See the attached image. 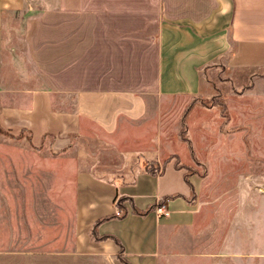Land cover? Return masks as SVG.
Returning <instances> with one entry per match:
<instances>
[{"label":"crops","instance_id":"0c3cea01","mask_svg":"<svg viewBox=\"0 0 264 264\" xmlns=\"http://www.w3.org/2000/svg\"><path fill=\"white\" fill-rule=\"evenodd\" d=\"M33 11L22 31L31 75L21 79L3 57L5 17ZM219 69L236 88L264 76V0H0V128L45 148L65 172L61 195L45 198L49 216L19 219L8 238L0 220V264H125L121 250L127 264L260 254V177L224 189L207 156L205 177L176 158L156 174L139 164L108 177L63 155L86 124L114 137L159 117L166 99L208 96ZM216 170H226L220 160ZM121 198L125 215L114 218Z\"/></svg>","mask_w":264,"mask_h":264},{"label":"rangeland","instance_id":"374dc122","mask_svg":"<svg viewBox=\"0 0 264 264\" xmlns=\"http://www.w3.org/2000/svg\"><path fill=\"white\" fill-rule=\"evenodd\" d=\"M37 14L33 11L5 17L3 57L7 67L21 79L31 75L22 41L23 25ZM220 70L209 73L215 89L208 96L166 99L157 113L159 117L128 125L114 137H106L96 127L86 124L82 137L73 141L69 152L63 155L86 172L97 175L98 167V174L108 177V174L125 173L130 165L136 169L137 165L145 164L160 170L170 158H176L175 163L187 175L206 176L208 172L202 160L206 161L207 156L215 170L210 173V179L222 181V188H232L239 175L247 174L260 177L259 189L264 191V76L252 77L246 85L236 88L231 72ZM183 133L188 143L182 140ZM0 148V220L2 230L5 228L1 236L8 238L10 232H15L19 219L30 223L46 214L49 216L45 198L61 195V189L55 185L65 178V172L63 161L45 148L32 147L25 135L17 138L3 130ZM152 153L160 154L158 161L149 160L148 154ZM218 160L226 170H216ZM49 181L53 182V188L49 187ZM262 220L264 223V213ZM261 232L260 254L194 259L181 264H264V228Z\"/></svg>","mask_w":264,"mask_h":264},{"label":"trees","instance_id":"16d2710c","mask_svg":"<svg viewBox=\"0 0 264 264\" xmlns=\"http://www.w3.org/2000/svg\"><path fill=\"white\" fill-rule=\"evenodd\" d=\"M2 132H3V130L0 128V133H2ZM181 136H182V140L185 141L186 143H188V140H186L185 137H184V133ZM189 150H190V153H191V156H192L193 153H192V149L190 147H189ZM177 167H179V166L177 165ZM145 168H146V171L149 172L150 174H156L159 171L158 168L148 167V165H145ZM179 168H181V167H179ZM125 201H128V199L121 198V199L117 200V202H116V208H117L118 213L115 214L112 217H114V218L115 217L121 218V217H123L125 215V209L123 208V203ZM130 204H131V201H130ZM161 204H162V202L159 204V206H161ZM153 208H154V206L147 208L145 211H138L136 208L132 207V212L133 213H136V214L143 215V214H146L147 212H149ZM109 218H106V219H109ZM106 219H104V220H106ZM121 255H122V250H121L120 255H119V260L121 262H124L125 264H127L126 261L122 258Z\"/></svg>","mask_w":264,"mask_h":264}]
</instances>
